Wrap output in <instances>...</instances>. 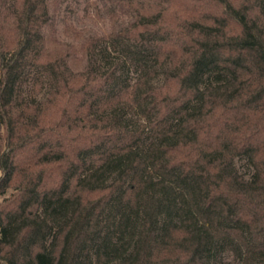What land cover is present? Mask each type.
<instances>
[{"label":"trees","instance_id":"trees-1","mask_svg":"<svg viewBox=\"0 0 264 264\" xmlns=\"http://www.w3.org/2000/svg\"><path fill=\"white\" fill-rule=\"evenodd\" d=\"M65 1L0 0V263L264 264V0Z\"/></svg>","mask_w":264,"mask_h":264},{"label":"rangeland","instance_id":"rangeland-1","mask_svg":"<svg viewBox=\"0 0 264 264\" xmlns=\"http://www.w3.org/2000/svg\"><path fill=\"white\" fill-rule=\"evenodd\" d=\"M113 8L114 6L111 5L109 0H66L61 5L57 17V36L62 41L73 42L75 40L73 35L75 34V31L79 30L107 34L112 26L109 11L118 14V18L122 20H128V17L122 16L114 10L115 8ZM66 23L71 24L74 31H72ZM102 51L106 52L107 48L103 47ZM111 54L112 57L117 56L115 52ZM130 70L131 69L127 67L124 68L126 74L133 76V72ZM161 80L162 75L156 79V82L159 83ZM236 166L248 179L252 178L254 170L247 163L246 159H237ZM214 258L223 259L225 261H235L236 264H243L241 258L236 259L234 252L231 250L215 252Z\"/></svg>","mask_w":264,"mask_h":264}]
</instances>
